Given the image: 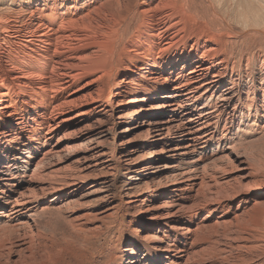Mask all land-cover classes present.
Instances as JSON below:
<instances>
[{
  "label": "bare ground",
  "instance_id": "bare-ground-1",
  "mask_svg": "<svg viewBox=\"0 0 264 264\" xmlns=\"http://www.w3.org/2000/svg\"><path fill=\"white\" fill-rule=\"evenodd\" d=\"M59 218L99 264H264V0H0V246Z\"/></svg>",
  "mask_w": 264,
  "mask_h": 264
},
{
  "label": "rangeland",
  "instance_id": "rangeland-1",
  "mask_svg": "<svg viewBox=\"0 0 264 264\" xmlns=\"http://www.w3.org/2000/svg\"><path fill=\"white\" fill-rule=\"evenodd\" d=\"M247 222L244 224L251 225L250 221ZM55 223L56 227L53 231L42 230L37 235L38 237L32 236L33 238L29 239L33 243L31 245L33 254H23L26 255L25 258L23 256L14 262L9 250L4 251L5 248L0 246V264H99L94 262L97 254L91 252L94 246L100 248L97 245L98 241L91 238L89 240L82 239L80 234L71 232L62 218L55 219ZM104 249L105 247H103ZM214 255L220 257L217 252Z\"/></svg>",
  "mask_w": 264,
  "mask_h": 264
}]
</instances>
